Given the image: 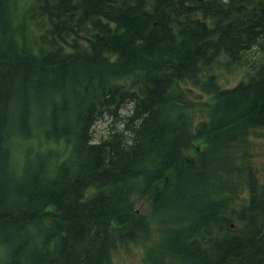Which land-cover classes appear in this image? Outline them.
<instances>
[{
    "label": "trees",
    "instance_id": "16d2710c",
    "mask_svg": "<svg viewBox=\"0 0 264 264\" xmlns=\"http://www.w3.org/2000/svg\"><path fill=\"white\" fill-rule=\"evenodd\" d=\"M28 11L34 48L13 54L0 38V122L18 94L22 133L35 107L69 150L34 147L16 168L0 127V264H113L117 242L148 232L134 209L146 197L156 216L185 221L165 228L158 264H264V168L248 133L264 128V0H34ZM218 61L249 76L222 89L208 71ZM187 82L210 100L196 104ZM105 116L118 125L96 142ZM198 139L193 164L184 151Z\"/></svg>",
    "mask_w": 264,
    "mask_h": 264
},
{
    "label": "rangeland",
    "instance_id": "374dc122",
    "mask_svg": "<svg viewBox=\"0 0 264 264\" xmlns=\"http://www.w3.org/2000/svg\"><path fill=\"white\" fill-rule=\"evenodd\" d=\"M8 6L4 8V0H0V38H6L10 41V48L13 54H17L18 48H23L26 45V41L29 39V44L32 48L35 44L32 40H37L39 31L35 24L37 22L35 17H28L29 9L34 4V0H10L7 1ZM28 9V10H27ZM28 12H27V11ZM32 19V20H31ZM8 44V43H7ZM1 52H4L0 50ZM258 53L256 50L252 51L250 56H247L244 62H253ZM246 64V65H248ZM240 66L231 70H220L217 72L216 82L217 85L222 88H233L240 81L246 80L249 76L247 66ZM187 88L191 89L193 94L198 96V99H193L196 104H201L209 101L210 94L201 90L198 87L192 85L191 82H187ZM22 93V92H21ZM30 98V96H29ZM61 100V97H57ZM20 103L21 98L17 94L16 99L11 105L7 119L5 122H0V127L6 129V133L11 136L10 140V158L12 159L15 167L19 168V165L25 162L29 157H33L32 152L29 149H47L48 147H54L61 149L63 157L68 156V148L65 147L64 141L60 140L58 143L49 136L50 133H43L41 130L40 121L43 119V114L40 110L33 107L30 116L27 119L26 125L22 127L23 133L20 129ZM38 106V103H33ZM126 109L122 113H125ZM205 112L200 110L196 111L195 120L203 118ZM114 127V123L109 117H102L98 120L93 127V138L97 142L100 138H105L111 132L110 129ZM0 128V129H1ZM248 133H255L252 136L254 140L253 146V164L258 170L264 168V128L254 129ZM58 146H56V145ZM193 149H187L184 151V156L193 164L197 160V152L204 151L206 143L205 140L198 139L192 144ZM243 195H241L242 197ZM239 198L236 199V201ZM221 200V199H219ZM193 204H196L194 202ZM134 209L140 214L141 217H145L148 220V232L138 235L135 239L122 240L117 242L114 250L111 252V262L113 264H158L156 258L158 255L152 252V249L163 250L164 245V230L167 227L178 229L185 226V221L181 220L178 216L175 219L168 217H158L155 215L154 209L151 205V198L136 199ZM48 210H54L49 208ZM186 212H190L191 208H186ZM195 214V213H194ZM121 231V227L116 223L110 224V232L114 235H118ZM0 253L5 256V252L0 250ZM168 259L171 262L170 257ZM2 260V256H0Z\"/></svg>",
    "mask_w": 264,
    "mask_h": 264
},
{
    "label": "bare ground",
    "instance_id": "6f19581e",
    "mask_svg": "<svg viewBox=\"0 0 264 264\" xmlns=\"http://www.w3.org/2000/svg\"><path fill=\"white\" fill-rule=\"evenodd\" d=\"M197 2H201V1H204V0H196ZM28 10V9H27ZM26 10V11H27ZM28 12V11H27ZM201 20V17H197L196 18V21L197 22H199ZM220 70H225L224 69V67H223V65L218 61V62H215L210 68H209V72H214V71H220ZM225 89H229V88H225ZM105 117H107V116H105ZM110 118V117H109ZM111 119V118H110ZM111 121L113 122V119H111ZM114 123V126H116V125H118V123H115V122H113Z\"/></svg>",
    "mask_w": 264,
    "mask_h": 264
}]
</instances>
